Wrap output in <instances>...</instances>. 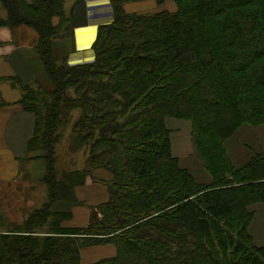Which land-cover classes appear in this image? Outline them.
Returning <instances> with one entry per match:
<instances>
[{
	"label": "trees",
	"instance_id": "trees-1",
	"mask_svg": "<svg viewBox=\"0 0 264 264\" xmlns=\"http://www.w3.org/2000/svg\"><path fill=\"white\" fill-rule=\"evenodd\" d=\"M145 1L109 0L111 22L98 25L92 60L68 64L54 48L70 27L65 0H0V27L32 30L50 84L20 85V103L35 117L27 148L41 151L47 200L0 232V264H81L83 246L112 241L115 255L92 264H264V244L248 231L249 206L264 208V153L236 164L226 149L239 129L264 124V0L129 9ZM167 117L189 122L209 182L172 154ZM65 131L87 167L56 168ZM97 168L111 175L99 217L64 225L72 212L52 205L76 203L75 188ZM175 220L183 232L163 229L172 241L137 235Z\"/></svg>",
	"mask_w": 264,
	"mask_h": 264
},
{
	"label": "crops",
	"instance_id": "crops-1",
	"mask_svg": "<svg viewBox=\"0 0 264 264\" xmlns=\"http://www.w3.org/2000/svg\"><path fill=\"white\" fill-rule=\"evenodd\" d=\"M66 1L65 14L68 15L72 8L70 27L63 29L54 38V48L66 57L68 64L89 62L93 58L91 45L96 38L98 25L111 22L109 0H81L77 3L76 0H72L69 4ZM133 6L134 4L129 6V9L133 10ZM34 36L35 34L28 27L20 26L13 29L0 27L1 233L21 225L31 211L39 208L47 200V187L42 181L45 163L39 157L41 151L27 148V141L34 131L35 117L20 103L23 95L20 85L32 89H37L38 84L49 85L36 51ZM167 128L170 130L169 127ZM174 128L178 129V127ZM192 148L191 129L188 139L186 136L171 139V151L178 158L179 164L194 172V177L200 182H209L210 176L203 169L201 160ZM200 167L201 169H197ZM110 178L108 171L101 168L93 169L86 177L85 183L75 188L77 202L81 198L90 199V209L105 202L108 196L105 181ZM96 182L104 184V188H99ZM82 186L83 188H80ZM97 190L99 191L96 193ZM77 202L56 201L52 205L55 210L72 212L71 219L65 221L64 225L80 226L76 222L73 210ZM143 231L144 229L141 230L142 235ZM83 263L88 262L84 259Z\"/></svg>",
	"mask_w": 264,
	"mask_h": 264
},
{
	"label": "rangeland",
	"instance_id": "rangeland-1",
	"mask_svg": "<svg viewBox=\"0 0 264 264\" xmlns=\"http://www.w3.org/2000/svg\"><path fill=\"white\" fill-rule=\"evenodd\" d=\"M71 1L72 0H67L66 3L69 4V2ZM138 3L140 2H132L129 3V6ZM175 9V3L172 0H163L162 2L147 0L140 5H134L133 10L131 11L139 13H154L162 10L174 11ZM0 15H5V11L1 7ZM73 115L74 118L76 116V111L73 112ZM165 123L167 127L170 128V140H173L174 138H182L183 136H186L187 139L189 138L190 124L188 121L167 117ZM174 127H178V129H175ZM226 146L229 155L232 157V160L236 162V164H241V162L251 158L253 155V151L255 153H264V124H260L258 126L247 125L239 129L226 141ZM69 150L71 151V149H69L67 131H65L55 149L56 168L59 171L82 169L87 167L86 155L82 149L74 152H69ZM192 150H195L194 144ZM193 158H195V155ZM101 169L107 171L106 169ZM197 169H201V167ZM190 173L193 175L195 174L194 172ZM109 180L105 181L106 185H108ZM96 185L99 186V188H104V184H102L101 182H96ZM80 188H83V186ZM98 191L99 190H97L96 193ZM90 206V199L87 198H81L80 201L75 204V208L73 209L75 212L74 215L76 216V222L79 223V227L81 228L86 227L89 221H92L99 217L97 206L92 209H90ZM262 206L263 205L257 203L249 206V209L253 212V215L248 224V231L252 235V240L256 245L264 243V208ZM93 210L96 211V214L91 217ZM166 227L176 229L180 232H183L184 230L182 222L180 220H175L173 222L165 221L161 222L159 227L151 226L148 228H143V235L141 233V230L143 229H139L137 231V235L153 240L172 241L163 233V229H166ZM80 251V263L92 264L101 259L114 256L116 253V247L113 241L101 242L98 244L83 246ZM82 258L83 260L85 259L88 263H83Z\"/></svg>",
	"mask_w": 264,
	"mask_h": 264
},
{
	"label": "water",
	"instance_id": "water-1",
	"mask_svg": "<svg viewBox=\"0 0 264 264\" xmlns=\"http://www.w3.org/2000/svg\"><path fill=\"white\" fill-rule=\"evenodd\" d=\"M95 214H96V211L93 210V212H92V214H91V217H92L93 215H95Z\"/></svg>",
	"mask_w": 264,
	"mask_h": 264
}]
</instances>
